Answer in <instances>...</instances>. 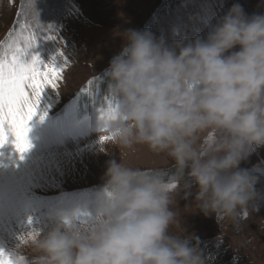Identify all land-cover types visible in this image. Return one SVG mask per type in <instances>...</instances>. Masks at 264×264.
<instances>
[{
	"label": "clouds",
	"instance_id": "1",
	"mask_svg": "<svg viewBox=\"0 0 264 264\" xmlns=\"http://www.w3.org/2000/svg\"><path fill=\"white\" fill-rule=\"evenodd\" d=\"M106 70L111 117L97 131L121 148L147 145L174 172L112 159L85 212L56 211L24 236L11 264H207L178 225L175 195L218 222H238L257 199L240 167L264 146V14L233 4L206 39L168 43L151 30L117 31ZM108 105L105 103V109ZM174 184V186H172ZM185 231H187L185 229Z\"/></svg>",
	"mask_w": 264,
	"mask_h": 264
},
{
	"label": "rangeland",
	"instance_id": "2",
	"mask_svg": "<svg viewBox=\"0 0 264 264\" xmlns=\"http://www.w3.org/2000/svg\"><path fill=\"white\" fill-rule=\"evenodd\" d=\"M166 3L0 0V42L9 32L24 27L25 35L34 34L37 45L24 57L26 62L34 54L45 64L56 57L59 68L63 62L59 49L69 59L59 88H45L37 114L29 122L31 149L20 159L12 143L0 148V250L4 254L13 256L24 236L45 229L52 213L89 210L112 159L169 176L174 172L170 158L152 152L147 145L121 148L110 139L100 140L97 128L107 97L106 70L124 43L117 31L151 30L168 43L185 38L195 41L206 39L233 4H240L249 16L264 14V0H182L174 9ZM45 35L57 40H46ZM240 167L257 178V199L253 207L241 212L238 222H218L214 215H204L195 206L194 196L173 198L178 225L171 231L196 235L192 243H198L207 264L211 247H222L245 264H264V146L254 147Z\"/></svg>",
	"mask_w": 264,
	"mask_h": 264
},
{
	"label": "snow or ice",
	"instance_id": "3",
	"mask_svg": "<svg viewBox=\"0 0 264 264\" xmlns=\"http://www.w3.org/2000/svg\"><path fill=\"white\" fill-rule=\"evenodd\" d=\"M33 35L31 32L25 35V28L20 27L19 32H9L5 41L0 42V148L12 143L15 151L20 153V159L32 147L28 138L29 122L37 114L45 88H59V82L63 80L64 70L69 63L62 49L58 50L63 61L59 68L56 67V57L52 58L51 63L45 64L39 54H34L31 62H26L24 57L29 50L37 47L34 46ZM43 38L57 40L56 37L47 35ZM92 83L91 80L88 82L89 85ZM105 102L108 107L101 109V119L111 117L113 112L111 101L107 97ZM46 115L45 112L41 120ZM10 136L13 139L10 140ZM109 139L108 136L100 138L101 142ZM3 255L0 250V257ZM0 264H11V261L5 257L0 259Z\"/></svg>",
	"mask_w": 264,
	"mask_h": 264
},
{
	"label": "trees",
	"instance_id": "4",
	"mask_svg": "<svg viewBox=\"0 0 264 264\" xmlns=\"http://www.w3.org/2000/svg\"><path fill=\"white\" fill-rule=\"evenodd\" d=\"M182 0H167L166 5L169 9H174ZM211 256L209 264H245V261L237 257H233L231 253L225 251L222 247H211Z\"/></svg>",
	"mask_w": 264,
	"mask_h": 264
}]
</instances>
